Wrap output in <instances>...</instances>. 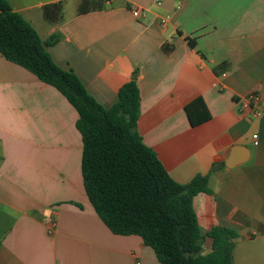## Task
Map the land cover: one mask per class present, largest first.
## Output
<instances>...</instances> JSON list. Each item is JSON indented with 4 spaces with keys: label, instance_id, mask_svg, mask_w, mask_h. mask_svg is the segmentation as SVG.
<instances>
[{
    "label": "crops",
    "instance_id": "0c3cea01",
    "mask_svg": "<svg viewBox=\"0 0 264 264\" xmlns=\"http://www.w3.org/2000/svg\"><path fill=\"white\" fill-rule=\"evenodd\" d=\"M9 2L43 41L62 36L53 60L104 108L140 69L144 143L177 183L209 176L194 199L202 233L227 226L239 234L232 264H264V114L244 99H264V0H109L83 15L80 0ZM59 2L64 18L50 23L44 7ZM198 98L210 119L193 126L185 108ZM78 119L57 89L0 54V264H160L96 214Z\"/></svg>",
    "mask_w": 264,
    "mask_h": 264
},
{
    "label": "trees",
    "instance_id": "16d2710c",
    "mask_svg": "<svg viewBox=\"0 0 264 264\" xmlns=\"http://www.w3.org/2000/svg\"><path fill=\"white\" fill-rule=\"evenodd\" d=\"M108 8L109 0H80L78 14ZM64 9L61 2L47 5L44 18L58 23ZM61 39L55 34L43 41L9 0H0V54L57 89L79 115L82 175L96 214L113 234L139 236L160 264H232L238 232L216 226L204 235L194 208L195 197L209 192V176L199 175L185 185L177 183L137 131L140 69L121 87L116 103L104 108L72 70L53 60L48 49ZM190 44L195 47L191 40ZM228 67L225 62L214 70L220 74ZM185 111L193 126L210 119L201 98ZM223 166L215 164L211 172Z\"/></svg>",
    "mask_w": 264,
    "mask_h": 264
},
{
    "label": "built area",
    "instance_id": "2783aa9c",
    "mask_svg": "<svg viewBox=\"0 0 264 264\" xmlns=\"http://www.w3.org/2000/svg\"><path fill=\"white\" fill-rule=\"evenodd\" d=\"M162 1V0H159ZM134 17H140V10H135L133 13ZM164 20L162 24H165ZM246 103L252 107V111L255 117H261L264 114V99L257 93H250L245 98ZM254 138H257L256 136Z\"/></svg>",
    "mask_w": 264,
    "mask_h": 264
}]
</instances>
